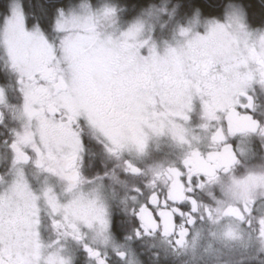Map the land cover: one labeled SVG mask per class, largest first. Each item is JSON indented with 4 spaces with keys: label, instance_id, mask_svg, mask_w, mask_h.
Segmentation results:
<instances>
[{
    "label": "snow or ice",
    "instance_id": "snow-or-ice-1",
    "mask_svg": "<svg viewBox=\"0 0 264 264\" xmlns=\"http://www.w3.org/2000/svg\"><path fill=\"white\" fill-rule=\"evenodd\" d=\"M115 16L91 0H45L38 10L0 0V127L12 125L0 138V264H73L69 242L87 264H143L131 245L146 238L176 254L206 239L210 254L236 245L264 255V169L237 174L229 143L264 140L250 94L264 90V23L251 28L239 0H227L221 19L198 30L197 14L160 51L142 38L143 21L117 33ZM196 101L203 137L187 126ZM164 136L182 150L178 164L122 159ZM88 140L122 164L86 177ZM29 165L45 177L38 190ZM105 179L123 215L111 214ZM42 216L55 234L47 242Z\"/></svg>",
    "mask_w": 264,
    "mask_h": 264
},
{
    "label": "flooded vegetation",
    "instance_id": "flooded-vegetation-1",
    "mask_svg": "<svg viewBox=\"0 0 264 264\" xmlns=\"http://www.w3.org/2000/svg\"><path fill=\"white\" fill-rule=\"evenodd\" d=\"M93 3H95V1ZM226 3L227 1L223 4L221 11L223 10L224 5ZM120 8L124 9V11L127 10V6H124L123 4H120ZM198 11L200 12V15L202 17H214V15L202 14V12L199 9ZM219 15L220 13L217 16ZM262 23H260V25ZM250 94L253 96L254 99L255 114L264 117V112H259V110L262 108V105L264 103V90H262L259 85H255L253 89H250ZM9 95H14L12 93L11 87L9 88ZM199 110H200L199 102L196 101L194 102L193 112L190 114V121L187 126L192 128L195 132H197V134L203 137L205 134L203 132H200V130L197 127L202 122L200 119V114H198ZM261 122L264 123V119H262ZM10 127H12L10 121L5 127H0V138H3L4 136L7 135L6 129ZM154 142L156 143V146L151 147L150 145ZM229 143L232 144L233 149L236 151L238 158L241 160V164L238 166L237 169V174H242L247 169H253V170L264 169V140H262L260 137L255 135L249 137L236 136V137H231ZM85 147H86V151L84 154L83 174L88 178H92L94 176H102L105 171L111 170L117 165L122 164V160L117 161L114 158L109 159L105 157L104 154L102 153V149L98 144L95 143V141L88 140L86 142ZM201 147L203 148L204 145L202 144ZM0 151H3V149H0ZM181 156H182V150L179 149L174 143L173 144L168 143L162 145L161 142H156L153 139H150L148 142V147L146 149V152L143 156L137 157L135 154H131V155L125 154V156L122 159H129L136 166L142 169H147V167L149 166L158 165V164L165 166L170 164H178ZM102 160L104 161V163H101ZM117 171L121 176V179H124L125 177L122 169L117 168ZM25 172L30 184L33 185L34 190H38L39 187L42 186L44 182L45 179L44 175L37 173L36 170L33 169L30 165L25 167ZM48 182L56 186L57 191H59V184L55 178L49 177ZM136 182L139 184L142 183L143 180L141 179ZM104 183L106 185L104 192L106 193V197L108 198L109 202L112 203L113 206L112 208H110V212L112 215H117L121 210L111 199L112 189L107 187L109 185V181L105 179ZM113 187H116L117 191H121V195H123V192L119 188V186H113ZM118 198L119 197H117V199ZM42 223H43V219L41 221L42 239L45 240V242H47L48 240L55 238V234L51 231L50 223L48 226H42ZM150 241L151 239L146 238L143 241H140L143 244V245L141 244L140 248L137 249L134 248V249L138 251V253H140L141 250H146L149 246H152ZM136 244H140V243L134 242L132 245H136ZM67 249L73 259V264H87L88 258L86 257V254L83 252L82 248H80L78 245L74 244L73 242H69L67 244ZM143 264H174V263L159 258V261L156 259H151L148 261H144Z\"/></svg>",
    "mask_w": 264,
    "mask_h": 264
},
{
    "label": "rangeland",
    "instance_id": "rangeland-1",
    "mask_svg": "<svg viewBox=\"0 0 264 264\" xmlns=\"http://www.w3.org/2000/svg\"><path fill=\"white\" fill-rule=\"evenodd\" d=\"M151 3V6L146 7V9L134 12H127L126 9V11H124V9L120 8L118 3H112L107 0H95V3L91 2V5L93 9L101 8L103 6H109L116 9V23L114 25V29L117 33L119 31L126 30L136 20L143 21L144 32L142 34V38H150L151 42L154 43L160 51H163L166 44H175V42L179 39V29L181 27H193V19L197 16V14L200 23L194 27L198 30H202L206 20L212 18L221 19L224 11L223 8V10L220 11L219 16L202 17L198 10H181L177 2L172 3L170 0H159L158 2ZM149 10L152 11L151 15L148 14ZM259 112H264V103ZM198 114H200V110L198 111ZM152 139L156 142H161L162 145L168 143L173 144L172 140L167 136ZM150 146L154 147L156 146V143L154 142ZM104 195L109 203V208H112V203L109 202L105 192ZM260 210L264 211V206H262ZM120 212L119 215H123L122 211ZM42 219V226H48L49 222L47 218L42 216ZM150 242L152 246H149L146 250H141L140 253L136 251L139 258L143 262L151 259L159 261V258H161L162 260H167L174 264H222V260L227 261V264H238L240 263V257L244 256V261L247 263L254 262V264H264V255L259 254L255 249H249L245 252L236 245H231L232 250L220 248L219 245H214L217 248H220V251L214 254L207 253L204 250L207 246L206 239H201L199 241V246L195 253L187 252L179 254L173 253L171 249L159 239H151ZM139 243L140 244L132 245V247L136 249L140 248L142 243Z\"/></svg>",
    "mask_w": 264,
    "mask_h": 264
},
{
    "label": "trees",
    "instance_id": "trees-1",
    "mask_svg": "<svg viewBox=\"0 0 264 264\" xmlns=\"http://www.w3.org/2000/svg\"><path fill=\"white\" fill-rule=\"evenodd\" d=\"M79 0H71L72 3L78 2ZM95 0H91L93 3ZM112 2L123 4L127 6V12H134L139 10H144L146 7L151 6V2H158L159 0H110ZM172 3H178L181 10L189 11L191 9L200 10L204 15H214L217 16L223 4L227 0H170ZM33 3L36 5L37 10L39 6L45 3V0H33ZM120 3V4H119ZM239 3L247 11V18L249 25L251 27H257L260 23H264V8H261L259 3L255 0H239ZM262 25V24H261ZM260 25V26H261ZM119 215V214H117ZM240 264V263H238ZM244 264H254V262H246Z\"/></svg>",
    "mask_w": 264,
    "mask_h": 264
}]
</instances>
